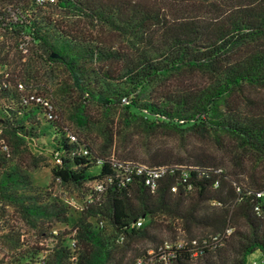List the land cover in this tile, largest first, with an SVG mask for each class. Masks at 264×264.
I'll list each match as a JSON object with an SVG mask.
<instances>
[{
  "label": "trees",
  "instance_id": "1",
  "mask_svg": "<svg viewBox=\"0 0 264 264\" xmlns=\"http://www.w3.org/2000/svg\"><path fill=\"white\" fill-rule=\"evenodd\" d=\"M65 14L89 18L80 24V44L61 26L59 17ZM0 28L17 35L22 65L0 77L6 112L0 117V216L5 219L0 229H8L0 234V246L8 249L0 263L27 264L23 260L33 261L44 249L41 241L54 237L53 264H137L140 257L152 264H184L224 246L239 220L248 232L236 264H248L256 252L255 260L263 256L264 198L257 192L264 190V177L247 165L250 154H242L232 171L202 155L183 160L159 148L147 158L129 146L118 156L100 154L66 128L45 154L35 144L37 110L44 109L50 122L57 114L50 104L30 100L32 94L42 97L29 89L42 75L38 67L28 71L24 65L39 53L60 63L80 93V109L89 103L106 109L121 104L128 124L152 137L186 141L195 136L218 146L229 138L264 163V107L251 95L264 90V0H0ZM90 67L129 88L95 93L89 87ZM48 157L55 182L90 196L84 217L73 226L78 240L71 246L62 244L67 232H54L58 223L71 222L69 202L35 185L28 172ZM129 162L167 170L152 189L144 174L125 169ZM241 173H249L247 185L238 178ZM89 183L94 187L88 188ZM97 183L104 189L99 191ZM90 217L97 219L95 225ZM13 221L33 229L38 240L30 244ZM106 222L116 233L111 241L105 237ZM176 226L184 236L173 235L172 241L184 246L161 259L169 253L160 251L161 233ZM228 228L232 233L226 234ZM216 236H222L219 242ZM142 240L155 245L142 252L136 246Z\"/></svg>",
  "mask_w": 264,
  "mask_h": 264
},
{
  "label": "rangeland",
  "instance_id": "2",
  "mask_svg": "<svg viewBox=\"0 0 264 264\" xmlns=\"http://www.w3.org/2000/svg\"><path fill=\"white\" fill-rule=\"evenodd\" d=\"M59 18L63 29L73 32L75 39L80 44V24L89 23V18L84 21V19H80V16H67L66 14ZM57 34H61V31H58ZM113 38L114 41H117L119 37L113 35ZM18 42L19 39L15 33L0 28V77L4 73H10L14 70L18 71L22 67L16 47ZM24 67L28 71L35 67L40 69L42 77L37 85L31 83L29 89L37 90L43 98H46L55 114H57V120L50 122L44 109L37 110L39 125L34 130L36 132L35 144L45 154H49L54 150L61 136V130L66 128L88 142L93 150L100 154L112 153L118 156L119 153L124 152L125 146H129L135 149V153L140 158H147L153 149L159 148L183 160H193L197 156L202 155L212 162H223L221 167L227 171H232L237 169L236 162L239 161V157L247 153L250 154V160L247 161L249 168L253 170V167L256 166L258 173L264 177V163L260 162V156L251 150L242 149L229 138L225 139L223 146H218L211 139H202L195 136L189 137L186 141L181 140L179 137L164 136L163 134L152 137L142 127L128 124V116L121 104L106 109L97 103H89L85 108L80 109L81 96L75 89L68 71L60 63L47 60L44 54L39 53L33 61L26 63ZM88 81L89 87L97 94L108 95L114 88H129L125 81H109L106 79L98 67H90ZM251 95L254 96L260 107H264V90H252ZM3 104L4 101L0 100V117L6 114L2 108ZM15 106L17 108V105ZM31 108L32 106L28 107V109ZM80 116L83 117V121L80 120ZM77 117H79L78 120ZM139 160L141 161V159ZM53 165L52 158L48 157L42 162L40 168L28 169V172L35 185L42 187L44 190H52L54 195H58L66 202H69L71 222L69 224L58 223L54 227V232H67L63 235L62 244L71 246L75 239L78 240V232L73 226L84 217L83 207L90 196L78 188L64 187L55 182L52 179L51 171ZM95 170L94 168L90 169L91 172H95ZM238 178L246 185L250 180L249 173H241ZM87 187L93 188L94 184L89 183ZM4 221V217L0 216V224H3ZM88 221L95 225L97 219L90 217ZM237 223L233 235L224 246L205 257L187 261L184 264H236L241 257L245 233L248 232V227L242 220L237 221ZM15 227L18 229L20 227V232L25 238L29 239L30 244H34L38 240V236L33 229L28 228L20 221L16 223ZM7 230V228L0 229V234ZM104 233L109 241L113 240L116 235L114 228L108 222H106ZM161 235L163 240L172 241L173 235L183 237L184 233L179 226H176L174 231L166 230ZM40 244L44 249L35 256L34 260L29 261L26 258L23 262H27V264H53L52 255L54 250L58 248L57 239L50 237L42 240ZM154 245L155 243L150 240H142L136 244L142 252L145 248ZM1 247L3 251L0 253V259L3 253L8 252L6 247L2 245ZM256 258H258L257 252L249 256L248 264L253 263ZM171 264L178 263L174 262Z\"/></svg>",
  "mask_w": 264,
  "mask_h": 264
},
{
  "label": "built area",
  "instance_id": "3",
  "mask_svg": "<svg viewBox=\"0 0 264 264\" xmlns=\"http://www.w3.org/2000/svg\"><path fill=\"white\" fill-rule=\"evenodd\" d=\"M50 1H54V0H50ZM30 100L35 101L36 103H41L44 105H48L49 103L43 99L41 96L32 94L30 96ZM71 138L73 140H76V136L71 134ZM83 154H88L89 151L87 148H84L82 150ZM56 159V161H60V158L58 156V154L55 155L54 157ZM99 162H102V159H99ZM122 166V165H121ZM125 169H127L130 172H135L136 174H144L146 176V183L149 184L152 189H155L156 187V179L159 178L160 176H162L165 171L167 170V168L165 166L162 167H149L147 165L144 164H138L135 162H129L125 165ZM96 188L101 191L104 189V185L102 183H97L96 184ZM174 190H176V188H173ZM257 196L260 198H264V190L257 192ZM256 210H259V207H256ZM142 221L137 222V225H141ZM232 228H228L226 230V234H230L232 233ZM222 236H216L214 239L219 242ZM193 245H198V241L197 240H193L192 241ZM184 246V242L183 241H177V242H173V241H165L163 246L160 247V251L165 252L164 250H169V253H163L162 255H160L161 259L164 260H168L169 257L174 256L175 254V250L174 247L177 248H182ZM154 251H150L149 254H153ZM198 252L195 253V255H197ZM137 264H152L151 263V259H144V258H138L137 259ZM254 264H264V254L263 256L254 261Z\"/></svg>",
  "mask_w": 264,
  "mask_h": 264
},
{
  "label": "water",
  "instance_id": "4",
  "mask_svg": "<svg viewBox=\"0 0 264 264\" xmlns=\"http://www.w3.org/2000/svg\"><path fill=\"white\" fill-rule=\"evenodd\" d=\"M53 57H57L58 55L57 54H52Z\"/></svg>",
  "mask_w": 264,
  "mask_h": 264
}]
</instances>
